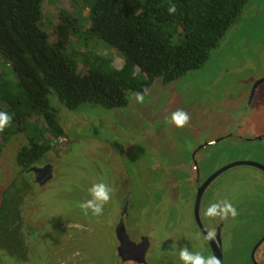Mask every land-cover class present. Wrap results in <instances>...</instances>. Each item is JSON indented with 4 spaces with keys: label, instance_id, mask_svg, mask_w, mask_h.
Returning <instances> with one entry per match:
<instances>
[{
    "label": "rangeland",
    "instance_id": "rangeland-1",
    "mask_svg": "<svg viewBox=\"0 0 264 264\" xmlns=\"http://www.w3.org/2000/svg\"><path fill=\"white\" fill-rule=\"evenodd\" d=\"M82 3L44 0L45 27L52 33L61 9L85 19ZM96 44L91 47L113 62L123 60L115 47ZM143 95L142 103L131 94L124 107L85 103L76 110L54 96L66 134L44 157L54 169L40 185L17 163L27 135L6 138L0 153V213L3 204L14 214L21 211L26 231L34 234L25 239L22 227L19 241L0 239V264H114L115 224L126 199L127 229L134 237L138 231L148 234L149 264H184L179 256L184 247L213 255L194 217L198 180L237 161L264 165V0L247 3L203 66L169 83L157 78ZM177 111L189 116L182 128L171 123ZM193 164L200 167V179ZM97 183L108 185L110 199L100 216L86 215L80 205L91 199L89 190ZM222 201L239 209L233 236L225 241L224 264H252L253 243L264 233V170L243 163L220 173L202 197L204 225L215 224L205 212ZM249 209L253 216H242ZM3 229L0 225V233Z\"/></svg>",
    "mask_w": 264,
    "mask_h": 264
},
{
    "label": "trees",
    "instance_id": "trees-1",
    "mask_svg": "<svg viewBox=\"0 0 264 264\" xmlns=\"http://www.w3.org/2000/svg\"><path fill=\"white\" fill-rule=\"evenodd\" d=\"M249 1L83 0L85 19L61 9L51 33L44 0H0V112L11 117L0 130V153L6 138L22 132L29 139L17 154L22 171L45 161L66 134L54 96L69 110L85 103L124 107L155 79L169 83L200 68ZM91 42L115 47L123 60L113 62ZM5 205L3 240L14 229Z\"/></svg>",
    "mask_w": 264,
    "mask_h": 264
},
{
    "label": "flooded vegetation",
    "instance_id": "flooded-vegetation-1",
    "mask_svg": "<svg viewBox=\"0 0 264 264\" xmlns=\"http://www.w3.org/2000/svg\"><path fill=\"white\" fill-rule=\"evenodd\" d=\"M262 80L263 79H259L255 82V84H254L255 89ZM255 89L252 92V97H250V101L254 97ZM230 136H232V135H230ZM203 146L204 145H202L201 148ZM201 148H199V149H201ZM195 162H196V160H195ZM257 167H259V166H257ZM52 168L54 169V166L51 163L43 162V163L31 166L29 169L25 170L24 172H26V171L32 172L34 175L33 179H34L35 183L40 185V184L44 183L45 180L48 181L52 177V175H53ZM260 168L264 170V168H262V167H260ZM193 169L198 171L199 179H200L202 174L200 172L199 165L193 164ZM217 171L213 172L211 175H207V176L203 177L202 182H200V180H198V183L196 185V192L194 191L196 193L195 201H194L195 207H196V201H197V194H198L199 190L204 185V183L213 174H215ZM217 176H219V175H217ZM217 176L214 177L211 180V182L213 180H215L217 178ZM211 182L203 189L201 200H200L199 217H200V222L202 225L200 224V222L197 219L196 208H194V211H195L194 217H195L196 223L198 224V228L200 229L201 233L206 237V242L210 247H211V243H210V239L207 238V232L209 230H214L216 232V237L214 239H211V240L214 242L216 241L219 245V248L222 250V252H223L222 264H224V258H225V252H226L225 241H228V239L233 236L232 235L233 234L232 228L235 226L236 223H234L232 221L233 218L231 216L228 217V219H227L228 221L227 220L221 221L218 217H215V224H210L208 222V224L204 225L202 223V220H201L202 197H203L206 189L211 184ZM128 208H129V201L127 199L120 203V212H119V215L117 218V222L115 224V238H116L115 244H116V256H117V258L114 261V264H149L150 259L152 262H153V259H152V256L149 257V252H150L152 246L149 243L148 238L146 237V235H148V234L140 233L138 231V237H134L131 235L130 231L133 229H131L129 231L127 229V224H126L127 223L126 222L127 217L129 216V213H130ZM7 209H8V212H7L8 220L11 223V226L13 228L15 227V229H14L15 232H13V230H12L10 232L9 236H3L4 240L9 239V240H12L14 242L19 241V238H20L19 233H21L20 231L22 230V227L25 229V231L28 228L26 225H24L25 221H24L23 216H22L23 220L21 221V218H20L21 211L16 212L14 214L12 211L10 212L9 207H7ZM238 211H239V209H237V216H239ZM243 213L244 214L242 216H245V217L246 216H248V217L253 216L251 209L244 211ZM245 213H247V214H245ZM12 216H14V217L12 220H10L9 218H12ZM16 219H17V221H15ZM15 222L17 223V226L15 225ZM18 227H19V229L21 227V229L20 230L17 229ZM33 234H34V230L32 231V234H30L26 231L25 234L21 233V236L24 237L25 239L27 237V238H29L28 240H30L32 238ZM0 239H2V237H0ZM149 239H150V237H149ZM130 240L133 243H131L129 245L128 242ZM253 244H254V246L252 247V250L250 253L251 262H252V264H263L264 258H261V255H263V253H264V249H263L264 248V233L263 232L261 233V236L259 238L255 239ZM118 249L120 252L118 251ZM210 250L214 256V251L212 250V248Z\"/></svg>",
    "mask_w": 264,
    "mask_h": 264
},
{
    "label": "clouds",
    "instance_id": "clouds-1",
    "mask_svg": "<svg viewBox=\"0 0 264 264\" xmlns=\"http://www.w3.org/2000/svg\"><path fill=\"white\" fill-rule=\"evenodd\" d=\"M169 13H175L176 7L172 5L168 9ZM135 99L138 102L144 101V95L142 93H136ZM11 117L5 113L0 112V130H3L10 123ZM189 122V116L183 111H177L171 116V123L177 127H184ZM91 199L87 202L82 203L80 207L83 209L86 215L91 214L92 216H100L104 211L105 204L110 199L111 189L105 183H97L92 186L89 190ZM207 217H218L221 221L227 220L229 216L235 218L237 216V209L227 201L220 203L211 204L205 212ZM216 232L209 230L207 232L208 239H214ZM175 243V242H174ZM180 259L184 264H219V259L216 256L209 255L207 257L193 253L184 247L179 253Z\"/></svg>",
    "mask_w": 264,
    "mask_h": 264
},
{
    "label": "water",
    "instance_id": "water-1",
    "mask_svg": "<svg viewBox=\"0 0 264 264\" xmlns=\"http://www.w3.org/2000/svg\"><path fill=\"white\" fill-rule=\"evenodd\" d=\"M219 139L215 140V141H211L210 144H213L214 142H217ZM243 163H247V164H252V165H255V166H259V167H262L264 168V165L258 163V162H254V161H237V162H233L231 164H228L226 165L225 167H222L221 169H219L215 174H213L205 183L204 185L201 187V189L199 190L198 194H197V201H196V216H197V219L198 221L200 222V217H199V205H200V200H201V196H202V192H203V189L211 182V180L216 177L217 175H219L220 173H222L224 170H226L227 168L233 166V165H236V164H243ZM201 224V222H200ZM202 225V224H201ZM131 243V240L128 242V244L130 245ZM210 243H211V248L212 250L214 251V256H216L218 259H219V264H222V261H223V252L222 250L219 248V245L218 243L215 241H212L210 240ZM127 244V245H128ZM119 251V249H118ZM120 252V251H119Z\"/></svg>",
    "mask_w": 264,
    "mask_h": 264
},
{
    "label": "crops",
    "instance_id": "crops-1",
    "mask_svg": "<svg viewBox=\"0 0 264 264\" xmlns=\"http://www.w3.org/2000/svg\"><path fill=\"white\" fill-rule=\"evenodd\" d=\"M212 141V140H211Z\"/></svg>",
    "mask_w": 264,
    "mask_h": 264
}]
</instances>
